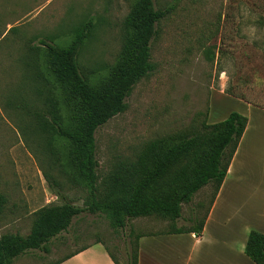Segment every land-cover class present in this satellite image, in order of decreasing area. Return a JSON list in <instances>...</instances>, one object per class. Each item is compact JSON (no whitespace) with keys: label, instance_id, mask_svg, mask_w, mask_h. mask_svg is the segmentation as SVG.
I'll return each instance as SVG.
<instances>
[{"label":"rangeland","instance_id":"1","mask_svg":"<svg viewBox=\"0 0 264 264\" xmlns=\"http://www.w3.org/2000/svg\"><path fill=\"white\" fill-rule=\"evenodd\" d=\"M132 1L0 0V195L4 199L0 202V235H25L34 210L61 200L43 177L49 169L20 131L30 117L14 105L21 93L37 107L25 79L28 68L24 62L31 66L35 62L32 46L43 47V40L67 45L74 30L91 17L94 25L78 59L86 71L106 67L117 57L121 24ZM153 2L157 8L170 7L151 41L154 69L133 86L125 110L96 129L98 175H105L118 157L133 158L149 139L200 128L202 122H217L237 111L247 117L248 130L239 142L219 204L224 207L222 212L227 208L233 217L239 207V211L252 207L248 223L260 221L264 214V0ZM41 50L45 53V48ZM37 62L44 70L43 56ZM62 191L68 201L83 204L85 191L66 185ZM212 193L211 183L195 192L189 202L181 204L174 225H196ZM170 227L169 219L150 215L130 218L125 228L115 230L103 214L82 212L72 218L66 231L50 239L47 252L30 249L11 264H49L92 242H101L125 264L136 234L167 232ZM226 235L230 243L231 234ZM209 239L201 247H192V261L186 259L188 250L179 249L174 264H210L194 256L199 249L212 248Z\"/></svg>","mask_w":264,"mask_h":264},{"label":"trees","instance_id":"2","mask_svg":"<svg viewBox=\"0 0 264 264\" xmlns=\"http://www.w3.org/2000/svg\"><path fill=\"white\" fill-rule=\"evenodd\" d=\"M169 10L170 7H155L153 0H133L121 24L117 57L98 70H84L78 59L94 25L91 17L74 30L67 45L43 40V47L32 46L35 62L33 66L24 62L28 68L25 79L37 107H32L21 93L19 103L12 104L30 117L20 131L29 148L33 146L31 149L49 169L44 170L43 177L61 200L34 210L25 235H0V264H11L30 249L47 252L50 239L66 231L72 218L82 212L103 214L115 230L125 228L130 218L155 215L171 221L169 233L200 234L245 130L248 119L244 114L231 111L217 122H202L200 128L149 139L133 158L118 157L102 177L97 171L95 131L125 110V99L133 86L153 71L151 41ZM41 48H45V53ZM40 55L44 70L37 62ZM209 183L213 193L202 218L189 228L175 226L181 204L189 202L195 192ZM64 185L85 191L81 206L66 199ZM3 201L0 195V202ZM140 236L136 234L130 242L125 264H137ZM105 248L114 263L121 264ZM80 249L49 264H57ZM244 252L255 264H264V233L250 230Z\"/></svg>","mask_w":264,"mask_h":264},{"label":"crops","instance_id":"3","mask_svg":"<svg viewBox=\"0 0 264 264\" xmlns=\"http://www.w3.org/2000/svg\"><path fill=\"white\" fill-rule=\"evenodd\" d=\"M247 130L248 124H246L245 130L239 142L245 137ZM238 145L232 156L226 175L209 207L208 213L205 216L204 224L200 234L185 231L177 233L160 232L155 234L141 235L138 239L137 264H174L179 255V249L183 248L188 250L186 259L188 261H192V254H194V248L192 247L195 245L201 247V245L205 243L204 241L207 239V237H211V239L209 240H212V248H210V250L207 252L199 249V254L194 255L201 262L208 260L210 264H255L245 254L244 246L250 230H257L264 233V214L262 216L263 218L259 219L260 221L255 222L253 220L252 222L248 223V221H250V213L252 214L254 212V208L250 207L249 210H247L248 207L243 206L245 210L242 207V211H239V207L237 209V214L235 215V217H233L232 214L228 213L230 211L227 210V208L226 212H222L224 207L222 208L219 204V200L223 194L224 189L226 188L225 184L227 183V178L229 174L232 173L230 172L231 166L233 170L234 161L236 159V156L238 155ZM255 187L256 189L260 188L261 183L255 184ZM225 232L231 234L233 240L231 239L230 243H228V236ZM228 245H230L229 253L227 252ZM223 247H225V249ZM233 249H236V253L231 254ZM206 254L209 256L204 260L203 256H205ZM57 264L115 263L110 257L107 249L101 242H92L85 245L84 248L78 250L71 256L61 260Z\"/></svg>","mask_w":264,"mask_h":264}]
</instances>
